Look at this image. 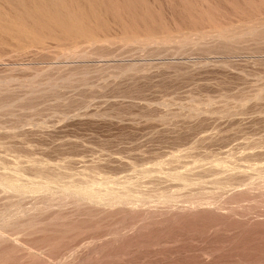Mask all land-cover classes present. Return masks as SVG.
Here are the masks:
<instances>
[{
  "label": "rangeland",
  "instance_id": "1",
  "mask_svg": "<svg viewBox=\"0 0 264 264\" xmlns=\"http://www.w3.org/2000/svg\"><path fill=\"white\" fill-rule=\"evenodd\" d=\"M5 1L0 264H264V0Z\"/></svg>",
  "mask_w": 264,
  "mask_h": 264
},
{
  "label": "bare ground",
  "instance_id": "2",
  "mask_svg": "<svg viewBox=\"0 0 264 264\" xmlns=\"http://www.w3.org/2000/svg\"><path fill=\"white\" fill-rule=\"evenodd\" d=\"M6 1H8V0H6ZM5 1V3L4 4H6L7 2ZM33 1V0H32ZM35 1H37V0H35ZM39 2H40V6L37 8V6H36V10H29V8L28 9H26L28 12L29 11H31L32 13L30 14V17L31 18H33V17H40V16H42V17H49V18H53V17H55V16H57L58 14H59V11H60V9H59V6H58V4H55L52 0H38ZM59 1V0H58ZM94 1V0H93ZM14 2V1H13ZM13 2H11V3H13ZM19 2H23V1H19ZM31 2V1H30ZM2 2H0V4H1ZM10 3V4H11ZM17 3V2H16ZM38 3V2H37ZM64 3V2H63ZM72 3H74V2H72ZM93 3V2H92ZM10 4H9V6H8V4H6L9 8L11 7L10 6ZM22 4V3H21ZM33 4H34V2H33ZM87 4H89V3H87ZM19 5H20V3H19ZM18 5V6H19ZM38 5V4H37ZM61 5V4H60ZM73 5V4H72ZM14 6V5H13ZM26 6V5H25ZM25 6H24V8L22 9V10H25ZM67 6V5H66ZM4 7V6H3ZM35 7V6H34ZM61 7H62V5H61ZM5 8H6V6H5ZM21 8V7H20ZM3 9V8H2ZM31 9H32V6H31ZM14 10V9H13ZM25 10V11H26ZM15 11V10H14ZM19 11H21V9L19 10ZM64 11V10H63ZM17 12V11H16ZM24 12V11H23ZM85 12V11H84ZM10 13V12H9ZM19 13V12H18ZM64 13V12H63ZM71 13V12H70ZM2 14H3V11H2ZM12 14V13H11ZM3 15H5V14H3ZM7 15V14H6ZM21 15V14H20ZM23 15V14H22ZM28 15V14H27ZM85 15V14H84ZM19 16V15H18ZM29 16V15H28ZM27 16V17H28ZM65 16V15H64ZM100 16V15H99ZM3 17V16H2ZM1 17V18H2ZM27 17H25V18H27ZM0 18V19H1ZM6 18V17H5ZM8 18V17H7ZM6 18V19H7ZM29 18V17H28ZM30 18V19H31ZM46 19V18H45ZM82 19V18H81ZM12 20V19H11ZM18 20V19H17ZM32 20V19H31ZM40 20V19H39ZM42 20H44V19H42ZM59 20V19H58ZM1 21V20H0ZM10 21V20H9ZM13 21V20H12ZM21 21V20H20ZM33 21V20H32ZM54 21V20H53ZM72 21V20H71ZM77 21H78V19H77ZM22 22V21H21ZM35 22V21H34ZM50 22V21H49ZM52 22V21H51ZM60 22V21H59ZM2 23V22H1ZM14 23V22H13ZM38 23V22H37ZM73 23V22H72ZM71 22H65L64 24H63V27L65 28L64 30H65V32L67 33V34H69V36L70 35H75V34H77L78 33V28L77 29H75L74 30V25L72 24ZM12 24V23H11ZM34 24V23H33ZM59 24V23H58ZM85 24V23H84ZM8 25V24H7ZM10 25V24H9ZM30 25H31V23H30ZM59 25H62L61 23L59 24ZM122 25V24H121ZM13 26V25H12ZM37 26V25H36ZM79 26V25H78ZM17 27V26H16ZM24 27V26H23ZM29 27V26H28ZM32 27V26H31ZM13 28V27H12ZM49 28V27H48ZM47 28V29H48ZM0 29H2V28H0ZM14 29V28H13ZM18 29V28H17ZM16 29V30H17ZM3 30V29H2ZM7 30V29H6ZM25 30V29H24ZM23 30V31H24ZM81 30V29H80ZM8 32H9V30H8ZM8 32H6V35H8L7 33ZM13 32V31H12ZM20 32V31H19ZM100 32V31H99ZM11 33V32H10ZM16 33V32H15ZM9 35H12V33L11 34H9ZM54 35V34H53ZM25 36V35H24ZM39 36V35H38ZM37 36V37H38ZM88 36V35H87ZM3 38V37H2ZM1 38V39H2ZM25 38V37H24ZM65 38V37H64ZM27 39H28V37H27ZM26 39V40H27ZM34 41V40H33ZM6 42H7V40H6ZM70 42V41H69ZM38 43V42H37ZM55 43V42H54ZM19 45H20V43H19Z\"/></svg>",
  "mask_w": 264,
  "mask_h": 264
}]
</instances>
